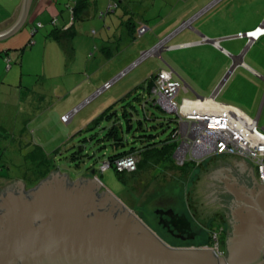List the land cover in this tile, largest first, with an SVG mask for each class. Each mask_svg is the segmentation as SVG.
I'll use <instances>...</instances> for the list:
<instances>
[{
  "label": "rangeland",
  "instance_id": "1",
  "mask_svg": "<svg viewBox=\"0 0 264 264\" xmlns=\"http://www.w3.org/2000/svg\"><path fill=\"white\" fill-rule=\"evenodd\" d=\"M12 1L0 0V15L8 12ZM109 1L111 0H99V7H102L105 11ZM187 1L189 0H182L180 5L185 4ZM73 2L74 0H59V7L68 13L67 5L73 4ZM178 3L179 0H129L127 8L134 10L135 13L133 22L137 26L143 22V25L148 28L142 34L134 32L130 38L125 36L127 34L124 31L123 24L121 25L122 20L127 18L124 15L126 6L121 7L118 12H110L104 17L98 11L95 16L96 19L92 20L95 25L86 29L85 35L80 32L76 35V42L79 41L82 44L83 50L89 48L87 45L89 46V42H92V49L88 51V53L90 52L89 59L92 60L91 69L84 67L85 60L70 66L71 63L67 62L68 57L65 53L63 56L55 43L47 42L48 36L54 28L47 13L37 15L33 21L29 20L22 30L4 40H0V178H10L9 180H0L1 186L7 185L10 188L14 181H22L20 179L23 178L29 180L32 162L29 158H26V155L32 152L36 145H40L50 154L57 148L61 150L58 155L54 156L52 164H55L56 168L52 171L62 170L64 175H73L74 180L82 174H87L85 177H96L105 188L111 191L125 206L134 211L133 213L136 215L141 216L143 213L164 204L177 205L178 207L176 201H178L180 195L173 188L175 185L168 183V181L165 183L159 175L154 176L151 174L158 171L159 166H150L149 169L147 168L145 176L141 178H137L138 176L128 172L124 175V180L113 166L101 172L100 164L114 150L110 145L101 147L100 143L91 139V134L99 132V135H102L104 130L97 127L93 130L80 132L93 123L94 119L107 107L149 79L162 66H167L165 57L168 60L171 59L172 63L168 66L174 70L175 75L183 78L182 74H185V71L178 62L181 51L170 53L164 51L161 57L157 56L155 51L150 55L148 54L137 66L113 82L110 88L93 97L90 102L80 106L98 88H101L105 81L114 79L133 61L139 59L143 51L151 50L171 33L170 31L163 35L161 27L164 25V21L171 20L167 14ZM179 9L180 6L175 9L174 14H177ZM60 12L62 11L60 10ZM76 21H78V18ZM79 21L91 20L88 18ZM182 21L183 19L179 22L178 28H180ZM36 26L38 28L34 30ZM109 26H111V29H108ZM139 27H136V29H139ZM93 28L96 33L92 31ZM32 32L34 33L32 34ZM88 35L91 38L90 40L87 37ZM31 39L33 42L30 44ZM172 42V40H168L164 45ZM130 43L136 46L138 50L137 55L128 65L109 69L108 67L103 68L104 65L99 66L103 60L110 63L108 61L110 57L107 58L100 49H97L98 44L100 47L101 45L110 47L111 52H113L110 59H114L115 54L118 55V51L126 49ZM11 53H14V57H11ZM211 55L218 59L216 54L211 53ZM219 58L222 59V57ZM220 63H222V60H220ZM80 78H85L88 84L92 83L90 85L93 88L83 98H79L80 94L88 89V84L85 85L84 89L86 90L80 91L76 86ZM71 88H73V91H68ZM200 95L205 96L204 94ZM6 96H11L8 106L4 103L8 100ZM183 96L196 95L181 92L177 101L180 102ZM262 100L263 98H261L259 105ZM76 107H78V110L72 113L67 120H64L63 117L74 111ZM138 107L139 114L142 117L141 107L139 105ZM172 114L167 116L172 117ZM107 124L106 121L102 123L103 126ZM174 125L175 123L172 127ZM171 129H167L161 136L165 138ZM156 130L158 129L150 130V132ZM133 133L139 134L138 131L125 133L130 144L134 139ZM133 144L141 145L139 141H135ZM75 150H80L77 154L80 157L72 159L71 155ZM92 169H95V174L91 173ZM179 200H182V198ZM216 232L218 233L217 239L220 242L221 233ZM214 234V231H212L207 248H214ZM220 249L226 255L225 248L220 246Z\"/></svg>",
  "mask_w": 264,
  "mask_h": 264
},
{
  "label": "water",
  "instance_id": "2",
  "mask_svg": "<svg viewBox=\"0 0 264 264\" xmlns=\"http://www.w3.org/2000/svg\"><path fill=\"white\" fill-rule=\"evenodd\" d=\"M31 1H23L18 19L0 31V40L21 28ZM253 168L243 155L219 153L189 179L188 201L196 219L207 227L211 219L225 223L226 246H232L228 263L210 248L166 246L111 191L100 196L103 185L96 177L74 180L57 170L28 194L22 181H14L10 188L17 191L0 196V264H264L259 209L240 203L225 207L227 200L249 197Z\"/></svg>",
  "mask_w": 264,
  "mask_h": 264
},
{
  "label": "crops",
  "instance_id": "3",
  "mask_svg": "<svg viewBox=\"0 0 264 264\" xmlns=\"http://www.w3.org/2000/svg\"><path fill=\"white\" fill-rule=\"evenodd\" d=\"M23 1L13 0L8 12L0 15V31L11 27L16 22L20 15ZM89 1L91 4L83 12V16L76 21L77 18H74L71 9L73 4L67 5L68 13H66V10L60 9L59 0H32L23 25L15 33L22 30L26 23L29 20L33 21L37 15L47 13L51 21L56 17V24L52 22L54 28H59L61 32L73 30V33L66 38L63 36L62 39H57L50 35L48 36L47 42L55 43L63 56L65 53L68 57L67 62L71 63L70 66H74L85 60L84 67L91 69L92 60L89 59L90 52L88 53V51L92 49V42L90 41L89 46L87 45L89 48L83 50L82 44L79 41H77L78 44L76 42V35L79 32L85 35L86 29L95 25L92 20L96 19L95 16L98 11L104 17L110 12H118L121 7L126 6L124 15L127 18L126 20H122L121 25L123 24L122 26L125 29L124 31L127 34L125 36L127 38H130L134 32L139 34L140 27L144 25L142 22L140 24L141 26H137L133 22L135 13L134 10L132 11L127 8V2L129 0H111L105 11L102 7H99V0ZM180 2L182 0H179L177 6L168 12L167 16H170L171 20L164 21V25L161 27L163 35L171 31L165 38L166 42L168 40H172L173 42L164 45L163 48L156 52V55L161 57L164 51L168 53L178 50L181 51L178 62L185 71V74H182L184 79L177 77L174 70L168 66L172 63L171 59L168 60L165 57L167 66L164 65L159 69L172 70L174 77L183 83L182 88L176 96V100L181 92L196 95L190 97L183 96L181 101L184 98H198L202 96L200 94H204L205 96L203 97L214 96L218 103L236 107L248 116L257 119L258 124L264 128V35L251 44L248 43L246 37L240 36L241 33L253 30L262 24L264 21V0H189L181 5ZM115 3H117V6L109 9V6ZM179 6V12L174 14L175 9ZM100 9L102 10L100 11ZM88 18L91 21H79ZM182 19L181 26L185 21L189 20L191 21L190 25L182 28L180 26L178 28V24ZM136 27H139V29H136ZM108 29H111V26ZM92 31L96 33L94 28ZM87 37L89 40L91 39L89 35ZM103 41L105 42V40ZM97 49H100L107 58L113 56V52H111L110 47L107 45H101L100 47L98 44ZM137 50L138 48L130 43L126 49L118 51V55L115 54L114 59L108 58L110 63L103 60L99 66L104 65L103 68L108 67L109 69L111 67L118 68L119 66L128 65L135 55H137ZM211 53L216 54L218 59L217 57L215 59ZM10 55L14 57V53ZM219 57H222V59ZM220 60H222V63H220ZM231 66H233L231 74L219 86ZM78 82L76 86H78L80 91L88 84L85 78H80ZM106 82L108 81H105L104 84ZM90 84L92 85V83ZM90 84H88L87 90L84 89L86 91L81 92L79 98H83L87 93L92 91L93 88ZM71 90L73 91V88L68 91ZM6 97L8 100L4 103L8 106L11 96ZM261 98L263 100L259 105ZM210 156L213 155L192 161L188 160L187 162L189 163L186 165H183L184 163H177L176 158L173 156L171 160L164 159L159 162L155 161L149 164L148 167L131 172L133 175L138 176L137 178H141L145 176L147 168L149 169L150 166H159L158 171L152 172L151 174L154 176L159 175L165 183L168 181V183L175 185L173 188L178 191L180 195L179 199L182 198V200L178 199L176 201L178 207L174 205L175 210L180 214H184L194 224L195 231L197 232V234L188 237L189 241L187 243L190 245L207 244L212 236V231L214 233L219 231L221 233L220 237L226 245L225 223L219 219H211L207 227L196 219L188 201L187 187L189 179L196 167Z\"/></svg>",
  "mask_w": 264,
  "mask_h": 264
},
{
  "label": "built area",
  "instance_id": "4",
  "mask_svg": "<svg viewBox=\"0 0 264 264\" xmlns=\"http://www.w3.org/2000/svg\"><path fill=\"white\" fill-rule=\"evenodd\" d=\"M116 6L117 3L111 4L109 9ZM190 23L191 21H185L182 27L189 26ZM145 31H147V27L141 26L139 34ZM263 35L264 21L255 29L240 34L241 37L247 38L249 44ZM165 43L166 39L160 41L151 50L143 51L139 59L133 61L114 79L98 88L80 106L110 88L113 82L137 66L148 54L158 52ZM154 80L153 92L158 96L159 104L164 110L175 113L178 117V129L174 135L178 143L174 151L177 163L183 164L188 160L201 159L219 153L243 155L252 162L258 181L264 184V128L258 124L257 119L248 116L236 107L218 103L213 96L195 99L184 98L178 102L176 96L183 83L174 77L173 71L170 69L159 70L155 74ZM77 110L78 107L63 119L67 120ZM112 166H115L119 172L136 171L138 157L136 154H129L117 158L114 162L105 160L100 165V171L104 172ZM217 234H214L213 250L218 257H224L225 252L220 249Z\"/></svg>",
  "mask_w": 264,
  "mask_h": 264
},
{
  "label": "trees",
  "instance_id": "5",
  "mask_svg": "<svg viewBox=\"0 0 264 264\" xmlns=\"http://www.w3.org/2000/svg\"><path fill=\"white\" fill-rule=\"evenodd\" d=\"M90 4L91 2L89 0H75L71 8L74 18L82 17L83 12ZM55 20H57L56 17L52 22L54 23ZM37 28L36 26L34 30ZM72 31L73 30H67L61 32V30L56 27L53 28L50 35L57 39H62L63 36H65L64 38L71 36L73 33ZM31 41L32 39L30 40V44ZM155 74L136 86L127 95L107 107L96 119H94L93 123L86 129L80 131L93 130L97 127H101V130H104L102 135H99V132L91 134V139L100 143L101 147L110 145L113 148V153L109 155L106 160L114 162L117 158L122 156L136 154L138 157V167L136 171H138L141 168L148 167L153 161L159 162L164 159H173L174 151L178 144L174 137L178 129V117L176 114L173 115L164 110L159 104L158 96L153 92ZM138 105L143 112L142 117L139 114ZM168 114H172L173 116L168 117ZM104 121L108 122L105 126L102 125ZM173 123H175V125L172 127ZM169 128L172 129L168 135L163 138L161 134ZM153 129L158 130L150 132V130ZM132 131H138L139 134H132L134 139L131 142L132 144H130L125 133H131ZM135 141H139L141 145L133 144ZM60 151V148H57L50 154L47 153L42 146L36 145L35 149L26 155V158H29L32 162L30 167V182L27 178L23 179L31 186V190L36 188L39 183L45 180L49 173L56 168L55 164H52V161L54 160V156L58 155ZM79 151H73L71 158H79L80 156L77 155ZM188 163L189 162L186 161L183 165ZM113 167L121 174L124 180V175L127 171L119 172L115 166ZM220 240V246L226 248L224 240L221 238Z\"/></svg>",
  "mask_w": 264,
  "mask_h": 264
},
{
  "label": "flooded vegetation",
  "instance_id": "6",
  "mask_svg": "<svg viewBox=\"0 0 264 264\" xmlns=\"http://www.w3.org/2000/svg\"><path fill=\"white\" fill-rule=\"evenodd\" d=\"M85 175L87 174H82V176H80L82 177L81 180H83ZM252 175L255 178H252L250 182L251 193L249 197L244 196L242 197V199L233 198V200H227V205H225V207L231 209V204H233V208L239 203L250 204L253 210L259 209L261 222L264 224V184L258 181L254 168ZM9 179L10 178H0V180ZM68 179L71 180L69 177ZM20 180H22V183L20 185L22 186V188L25 187L24 191L28 194L31 191V186L28 185V183H26L24 179ZM107 190L108 189H105V187L103 186L102 188H99L98 193L100 196H103L105 194L104 192H106ZM9 191L17 190L4 185V187L0 189V196L3 194H7ZM137 216L166 246L170 248H207L209 245H190L187 243L189 241L188 237L197 234L194 228V224L190 221L189 224L186 220V216L176 211L175 207L172 205L164 204L150 211H147L146 213H143L141 216ZM263 226L264 225H261V227ZM226 248H228L229 251L227 255H224V259L228 263L232 259V246H226Z\"/></svg>",
  "mask_w": 264,
  "mask_h": 264
}]
</instances>
